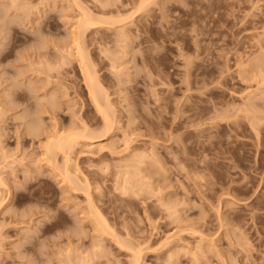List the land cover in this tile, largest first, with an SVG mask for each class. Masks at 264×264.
<instances>
[{
	"label": "rangeland",
	"instance_id": "374dc122",
	"mask_svg": "<svg viewBox=\"0 0 264 264\" xmlns=\"http://www.w3.org/2000/svg\"><path fill=\"white\" fill-rule=\"evenodd\" d=\"M140 1L0 0V264H264V0Z\"/></svg>",
	"mask_w": 264,
	"mask_h": 264
},
{
	"label": "bare ground",
	"instance_id": "6f19581e",
	"mask_svg": "<svg viewBox=\"0 0 264 264\" xmlns=\"http://www.w3.org/2000/svg\"><path fill=\"white\" fill-rule=\"evenodd\" d=\"M148 0H143V2L145 3V2H147ZM141 3H143L142 1H140ZM140 3V4H141ZM142 6V5H141ZM136 9V8H135ZM134 11H137V10H134ZM91 12V11H90ZM82 15V14H81ZM83 15H85L84 14V12H83ZM87 15V14H86ZM95 18H96V16H94ZM100 17V16H99ZM112 17H113V19H112ZM111 17V19L112 20H116V17H114V16H112ZM132 17V16H131ZM102 18V17H101ZM126 18H128V16L126 17ZM130 18V17H129ZM103 19V18H102ZM102 19H94L91 15L90 16H86V17H84L83 19H81V20H79L78 21V24H77V27H76V29H74V31H72V34H71V40L72 41H70V42H72V45H74V58L77 60V63L79 64V67H80V70H81V73H82V77H83V79H84V82H85V87H86V89H87V92H88V94H89V98H90V100H91V103L93 104V106H94V109L96 110V112L100 115V117H101V120H102V129L98 132H96V133H94L95 131H92L93 129H91V130H89L90 131V135H88V133L86 134V133H84L83 131H84V128L85 127H83V129H82V131H81V133H77V132H67L66 131V133L64 132V133H62V131H60L61 133H59V134H55V136L53 137V138H51V141H49V143H48V145L46 146L47 148L45 149V151H46V153H47V151L48 150H53L54 152L55 151H60V152H62L63 153V155H64V159H65V165L63 166V165H61L62 167L61 168H64L65 167V169H63L64 171V178H66V179H68L69 181H70V178H69V176L71 177V175H69V171H68V166H69V163H68V161H69V157L71 158V156H70V152H72L71 151V149L73 150V148L75 147V145H77L78 144V141L79 140H81V138L83 139H85V140H91L90 142H93L92 140L94 139H96V138H100V136H103V135H105V134H107V133H109L110 131H111V128H113L112 127V123H113V121L114 120H112L113 118H112V116L114 115V112H113V115H112V112L111 111H113V108L110 110V108H111V106H112V104H110V102H109V100H108V95H106V92L103 90L104 89V87H103V89H102V86L100 85L101 84V82L100 81H98V79H97V74H96V72H94L95 71V69L92 67L93 65L90 63L89 64V58L87 57V55H86V51L84 50V48L82 47V41L80 40L82 37V32L84 33V31L87 29V28H98V26H100V25H104V24H111V23H109V21L108 20H102ZM105 19V18H104ZM111 20V21H112ZM121 21V20H120ZM113 22V21H112ZM124 22V21H123ZM112 25V24H111ZM87 31V30H86ZM123 34V33H122ZM123 36V35H122ZM126 36V35H125ZM69 45H71V44H69ZM68 47H70V46H68ZM67 47V48H68ZM66 48V47H65ZM69 49L70 48H68V51H69ZM261 50V49H260ZM66 53H67V51H66ZM72 54V55H73ZM257 54V53H256ZM68 56L70 55V57H72L71 56V53L69 54V52H68V54H67ZM69 57V58H70ZM261 58V57H260ZM264 60V59H263ZM91 62V61H90ZM261 63V62H260ZM247 64V63H246ZM264 63L262 62V65H263ZM48 67H50L48 64H46ZM251 66V65H250ZM264 66V65H263ZM45 67V66H44ZM55 67V66H54ZM53 68V67H52ZM251 68V67H250ZM116 69V68H115ZM258 69H260L259 67H258ZM48 70H49V68H48ZM117 70V69H116ZM261 71H262V69H260ZM258 71V72H261V71ZM264 72V71H263ZM96 74V75H95ZM262 75H263V73H262ZM253 77H254V75H253ZM257 77V76H256ZM99 78V77H98ZM261 78H263V77H261ZM258 79V78H257ZM264 80V79H263ZM100 82V83H99ZM261 82V81H260ZM264 83V82H263ZM260 84V83H259ZM259 86V85H258ZM264 92V91H263ZM263 94V93H262ZM255 97H257V96H255ZM253 99V98H252ZM247 108V107H246ZM257 111V110H256ZM247 114H248V112H247ZM252 115V114H251ZM254 115V114H253ZM247 117V116H246ZM254 118V117H253ZM257 122V121H256ZM115 123V122H114ZM113 123V124H114ZM254 123V122H253ZM86 125V124H85ZM253 126V125H252ZM257 128V127H256ZM87 128H85V130H86ZM255 130V129H254ZM86 131H88V130H86ZM88 131V132H89ZM50 136V135H49ZM49 139V138H48ZM88 142V141H87ZM128 144V142L126 143V145ZM89 145V144H88ZM128 146V145H127ZM126 146V147H127ZM102 148V147H101ZM48 149V150H47ZM103 149H104V147H103ZM99 150V149H98ZM52 151V152H53ZM49 152V151H48ZM51 152V153H52ZM54 154V153H53ZM53 154H51V156H50V154L48 153L46 156H50V157H52L53 156ZM45 155V154H44ZM57 155V154H56ZM56 155H55V157H56ZM69 155V156H68ZM152 157V156H151ZM53 158H54V156H53ZM48 159V158H47ZM51 159V158H50ZM49 159V161H51ZM63 159V158H62ZM63 159V160H64ZM141 159V158H140ZM71 160V159H70ZM76 160V159H75ZM138 161V160H137ZM55 163V162H57V161H55V159H54V161H52V163ZM159 162V161H158ZM71 163V162H70ZM127 163V162H126ZM138 163V162H137ZM62 164H63V162H62ZM68 165V166H67ZM54 166H56V164L54 165ZM70 167V166H69ZM142 167V166H141ZM136 169H137V167H135ZM139 169V168H138ZM75 170H77V169H75ZM137 170H135V172H136ZM139 171V170H138ZM134 172V173H135ZM62 174V175H63ZM127 173H125V175H126ZM138 174V173H137ZM136 174V175H137ZM73 175H75V174H73ZM123 176H124V173H123V175H122V179H125V178H123ZM127 176V175H126ZM62 177V178H63ZM73 177V176H72ZM128 177V176H127ZM76 178V177H75ZM120 178V177H119ZM73 179V178H72ZM71 179V180H72ZM129 179V178H128ZM146 179V178H145ZM76 181H77V183H78V179L76 178L75 179ZM66 181V180H65ZM73 181V180H72ZM88 181V180H87ZM126 180H124V182H125ZM131 180H128L127 182H130ZM5 182V181H4ZM75 182V181H74ZM122 182V181H121ZM124 182H122L123 184H124ZM147 182V181H146ZM85 183V182H84ZM118 183H120V181L118 182ZM140 183V182H139ZM2 184V181L0 180V185ZM7 184V183H6ZM81 184V183H80ZM123 184H121L122 186H123ZM132 184V183H131ZM87 185V184H86ZM121 185L119 184V186L121 187ZM126 185V184H125ZM124 185V186H125ZM127 185H128V183H127ZM130 185V184H129ZM128 185V187H130ZM150 185V184H149ZM9 186V185H8ZM72 186V185H71ZM124 186H123V190H126V189H124ZM4 187H5V185H4ZM74 187H76V185H74ZM86 187V186H85ZM126 187V186H125ZM133 187V186H132ZM144 187V186H143ZM77 188H79V187H77ZM81 188V187H80ZM84 189V188H83ZM121 189H122V187H121ZM128 189V188H127ZM130 189H131V187H130ZM152 189V188H151ZM72 190V189H71ZM76 189H74L73 191H75ZM82 190V189H81ZM77 191V190H76ZM79 191V190H78ZM84 191V190H83ZM131 191H133V190H131ZM131 191H129V192H131ZM85 194H86V189H85ZM89 192V191H88ZM122 192V191H121ZM126 192H127V190H126ZM133 192H135V191H133ZM151 193V192H150ZM90 194H91V192H90ZM133 194V193H132ZM6 197V196H5ZM86 197H88L87 195H86ZM91 197H92V195H91ZM89 198L88 197V204H89V201H90V206H88V207H91V208H93V211H94V214H95V216H97V220H96V223H97V225H99V223H100V225L102 224V225H106L107 223L105 222V219H104V217H103V215L100 213V211L99 210H97V205H96V203H94V200L92 199V198ZM4 200V199H3ZM87 200V199H86ZM1 203V202H0ZM2 205V204H1ZM169 207H171V206H169ZM167 208V207H166ZM172 208V207H171ZM169 209V208H168ZM177 210V209H176ZM92 213V212H91ZM90 213V214H91ZM172 213V212H171ZM91 215H93V214H91ZM94 219V218H93ZM94 221H95V219H94ZM107 221V220H106ZM99 225V226H100ZM101 225V226H102ZM98 227V226H97ZM99 228V227H98ZM196 228V227H195ZM102 229V228H101ZM103 229H105L104 227H103ZM110 229V228H109ZM108 229V224H107V230H109ZM105 231V230H104ZM103 231V232H104ZM110 231H112V229H110ZM110 231H108L109 233H110ZM102 232V233H103ZM192 232V231H191ZM104 233H106V232H104ZM112 233V232H111ZM195 233V232H194ZM112 234H114V233H112ZM110 235V234H109ZM112 237H113V235H111ZM111 238V237H110ZM116 238H119V237H116L115 236V238L114 239H116ZM203 238V237H202ZM117 241L119 240V242H117L118 243V245L120 244V247H121V245L122 244H124L125 242L124 241H122V240H120V239H116ZM116 240H114V241H116ZM121 241H122V244H121ZM116 243V242H115ZM116 243V244H117ZM127 245V244H126ZM126 245H124V246H122L121 248H125V246ZM98 246V245H97ZM137 247V246H136ZM129 247H127V249H128ZM132 249V248H131ZM130 249V250H131ZM138 249V248H137ZM132 250H134V249H132ZM139 251V250H138ZM131 252V251H130ZM141 252V251H140ZM139 252V253H140ZM132 253H134V252H132ZM135 253H136V251H135ZM134 253V254H135ZM138 253V255H140ZM133 255V254H132ZM137 255V254H136ZM135 256V255H134ZM137 257H140V256H137ZM137 257H133L132 256V258H134V261H132L133 262V264H137L138 263V258ZM171 258V257H170ZM140 262V261H139Z\"/></svg>",
	"mask_w": 264,
	"mask_h": 264
}]
</instances>
